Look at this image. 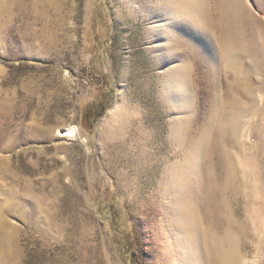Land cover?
I'll list each match as a JSON object with an SVG mask.
<instances>
[{
  "label": "rangeland",
  "instance_id": "374dc122",
  "mask_svg": "<svg viewBox=\"0 0 264 264\" xmlns=\"http://www.w3.org/2000/svg\"><path fill=\"white\" fill-rule=\"evenodd\" d=\"M208 233L264 264V1L0 0V264H212Z\"/></svg>",
  "mask_w": 264,
  "mask_h": 264
},
{
  "label": "bare ground",
  "instance_id": "6f19581e",
  "mask_svg": "<svg viewBox=\"0 0 264 264\" xmlns=\"http://www.w3.org/2000/svg\"><path fill=\"white\" fill-rule=\"evenodd\" d=\"M237 1H239V0H237ZM234 18L238 20L239 17H238L237 13H236ZM253 25H254V27L256 29L257 28L256 23H253ZM236 44H237L238 47L242 46L241 45V40L236 41ZM179 83H181V82H179ZM184 84H186V83H184ZM187 85H188V83H187ZM117 109H118V107L115 108V110H117ZM172 125H173L172 134H175V133L178 132V129H177L178 124H177L176 121H173ZM57 135L58 136L60 135L61 137L66 138V140H68V141H74L76 139L82 138L79 135L78 129L76 127H74V126L69 127L68 129H66V131L64 133H62L61 131L57 130ZM81 141L85 142L84 139H81ZM15 145H16V140L15 139H11L10 142L8 143V145H7L8 147H6V148L11 150V149H13L15 147ZM23 187H24L23 188V192L24 193H29L28 192V186L26 185V186H23ZM28 202L29 201H27V203ZM207 238H208L207 241H206L207 257L212 261V264H238V259H237L238 253L236 251L234 239L231 236H229L228 234H225L223 237H218V236H216L214 234L208 233L207 234Z\"/></svg>",
  "mask_w": 264,
  "mask_h": 264
},
{
  "label": "trees",
  "instance_id": "16d2710c",
  "mask_svg": "<svg viewBox=\"0 0 264 264\" xmlns=\"http://www.w3.org/2000/svg\"><path fill=\"white\" fill-rule=\"evenodd\" d=\"M102 112H103V109L98 110V111L95 112L93 115H94V117H99V116H101Z\"/></svg>",
  "mask_w": 264,
  "mask_h": 264
}]
</instances>
